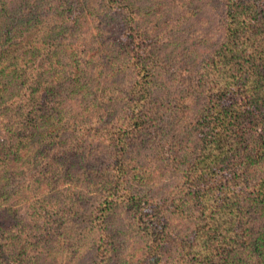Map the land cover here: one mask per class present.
<instances>
[{"label":"trees","instance_id":"trees-1","mask_svg":"<svg viewBox=\"0 0 264 264\" xmlns=\"http://www.w3.org/2000/svg\"><path fill=\"white\" fill-rule=\"evenodd\" d=\"M222 9L183 66L144 0H0V264H264V0Z\"/></svg>","mask_w":264,"mask_h":264},{"label":"rangeland","instance_id":"rangeland-1","mask_svg":"<svg viewBox=\"0 0 264 264\" xmlns=\"http://www.w3.org/2000/svg\"><path fill=\"white\" fill-rule=\"evenodd\" d=\"M224 1L175 0L176 4L164 6L162 0H144V25L151 29L150 37L154 35L152 40L156 50L164 53L165 57H173L179 65L193 66L197 59L211 50L222 33ZM95 84L93 82V86ZM144 162L143 172L149 187L152 186L153 191L159 188L168 190L173 184V175L165 172L151 158ZM68 229L69 235L72 234L70 250L83 251L84 254L87 244L83 226L75 220Z\"/></svg>","mask_w":264,"mask_h":264}]
</instances>
